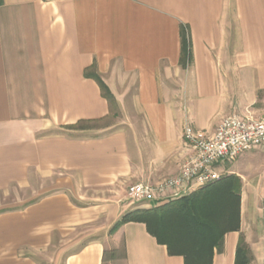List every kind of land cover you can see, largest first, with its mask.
Returning a JSON list of instances; mask_svg holds the SVG:
<instances>
[{
	"label": "crops",
	"instance_id": "1",
	"mask_svg": "<svg viewBox=\"0 0 264 264\" xmlns=\"http://www.w3.org/2000/svg\"><path fill=\"white\" fill-rule=\"evenodd\" d=\"M91 67L127 119L90 135L111 116ZM246 111L264 112V0H0V195L34 191L0 210V264H184L143 222L110 232L136 208L126 189L177 172L187 125ZM219 170L240 178L239 228L212 264H235L241 236L264 264V152Z\"/></svg>",
	"mask_w": 264,
	"mask_h": 264
},
{
	"label": "trees",
	"instance_id": "2",
	"mask_svg": "<svg viewBox=\"0 0 264 264\" xmlns=\"http://www.w3.org/2000/svg\"><path fill=\"white\" fill-rule=\"evenodd\" d=\"M180 36V62L185 65L190 58V39L182 26ZM85 76L96 81L109 105V114L115 117L118 107L109 88L92 67L85 70ZM87 122L80 120L67 128L83 129ZM240 188L238 176L222 175L218 180L171 201L151 208L136 207L114 223L110 232L128 221L143 222L157 242L166 246L169 255L182 256L184 264H212L214 252L223 249L224 235L239 228ZM116 252V249L105 252V257L117 258ZM121 256L125 257L123 246ZM251 259L250 250L241 236L236 248L235 264H247Z\"/></svg>",
	"mask_w": 264,
	"mask_h": 264
},
{
	"label": "built area",
	"instance_id": "3",
	"mask_svg": "<svg viewBox=\"0 0 264 264\" xmlns=\"http://www.w3.org/2000/svg\"><path fill=\"white\" fill-rule=\"evenodd\" d=\"M183 138L192 154L179 164L173 176L129 185L126 197L130 204L151 208L187 195L218 180L224 175L219 166L234 161L243 152L253 148L264 152V112L227 115L212 133L187 125Z\"/></svg>",
	"mask_w": 264,
	"mask_h": 264
},
{
	"label": "rangeland",
	"instance_id": "4",
	"mask_svg": "<svg viewBox=\"0 0 264 264\" xmlns=\"http://www.w3.org/2000/svg\"><path fill=\"white\" fill-rule=\"evenodd\" d=\"M116 112H117V115L115 117L109 116L105 119L97 120L93 123L88 124L91 128L89 129L87 134L91 135V134L99 133V132H101V130L105 129L106 125H108V126H109V124L110 125L111 124L117 125V123H121V121L124 122L127 119V116H126L127 114H126L125 110L123 113H121V111L119 109ZM51 184H53L52 181L49 182V185H51ZM29 192L32 193V195H34L33 194L34 191L33 192L28 191L27 192V191H23V190H14V191H11L10 194L0 195V210L16 207L17 203L23 204L27 199H29V197H28ZM53 250H54L53 252L55 254L56 248H54ZM116 250H117V252H116L117 257H121V246H119ZM54 254H53V256H54Z\"/></svg>",
	"mask_w": 264,
	"mask_h": 264
}]
</instances>
